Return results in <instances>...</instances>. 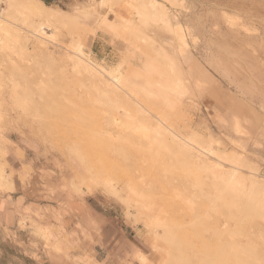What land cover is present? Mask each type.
I'll return each mask as SVG.
<instances>
[{
	"label": "rangeland",
	"instance_id": "1",
	"mask_svg": "<svg viewBox=\"0 0 264 264\" xmlns=\"http://www.w3.org/2000/svg\"><path fill=\"white\" fill-rule=\"evenodd\" d=\"M22 1H0L10 21L0 29V190L14 192L37 178L62 201L95 199L150 246V254L122 264H264V125L252 124L254 115L263 122L264 103L256 90L244 99L217 62L227 39L236 46L255 39L257 49L264 0H60L44 20L53 41L45 46L29 33L39 20ZM78 47L108 82L120 78L124 90L117 97L101 79L75 70L71 56ZM147 88L163 97L153 98ZM220 89L224 100L238 94L243 110L218 103L213 95L223 96ZM160 124L211 145L212 162L221 159L227 170L241 161L244 192L251 174L260 184L255 204L247 193L230 196L210 163L190 162L168 135L157 155L164 138L153 128ZM145 146L157 147L155 154ZM22 213L31 215V208ZM43 218L22 217L20 228L54 253H78L73 245L63 250L66 238L44 228ZM85 258L74 262L97 264Z\"/></svg>",
	"mask_w": 264,
	"mask_h": 264
},
{
	"label": "crops",
	"instance_id": "2",
	"mask_svg": "<svg viewBox=\"0 0 264 264\" xmlns=\"http://www.w3.org/2000/svg\"><path fill=\"white\" fill-rule=\"evenodd\" d=\"M25 208H31L32 219L35 213L45 218L41 222L44 228L66 238L63 250L73 245L78 253L68 252L67 258L48 250L41 241L32 242L31 232L19 224L22 217L31 216L22 213ZM149 248L135 229H122L118 219L111 218L91 197L62 201L58 195H48L37 178L14 192L0 190V264H78L74 261H84L86 256L97 264H122L138 253L150 254Z\"/></svg>",
	"mask_w": 264,
	"mask_h": 264
},
{
	"label": "bare ground",
	"instance_id": "3",
	"mask_svg": "<svg viewBox=\"0 0 264 264\" xmlns=\"http://www.w3.org/2000/svg\"><path fill=\"white\" fill-rule=\"evenodd\" d=\"M1 1V0H0ZM105 2V1H104ZM23 6L25 7L26 10H28V13H30L31 15H33L34 17H36L39 22L38 23H32L29 25L28 30L29 33L31 34V36L33 38H35L37 40V43L40 46H45V44L47 42L52 43L53 41L51 40L52 35L49 33V27L48 25L44 22V20H48L51 16L50 11V7L47 6L44 2H42L41 0H23L22 1ZM103 3V2H102ZM101 3V4H102ZM13 5V4H12ZM14 5L19 8V6H21V4L19 2H14ZM103 6V5H102ZM100 15V13H99ZM232 17V16H231ZM100 18V17H99ZM103 19V18H102ZM104 21L105 24V20ZM102 21H101V25H102ZM248 21V20H247ZM44 22V23H43ZM217 22V21H216ZM243 22V21H242ZM10 23V21L8 19H6L4 17V15L0 12V29L2 30H6L5 28V24ZM219 24V23H217ZM227 28V27H226ZM259 30V29H258ZM243 31V30H242ZM241 32V31H240ZM260 34V33H259ZM224 35V33H223ZM229 36V35H228ZM233 36V35H232ZM238 36V35H237ZM234 37L237 39L236 34L234 35ZM241 37V36H240ZM239 37V39H240ZM246 37L240 39L242 41H246L241 43V41H238L239 39H237L238 42H240V45L236 44H232L233 42L230 41H224L223 39V43L222 45L224 46L223 50L224 53L221 54V56L219 55V60L217 61L219 66H220V70H222L224 74V76L230 75L232 74V76L228 79V81L230 82V84H234L236 89L240 92V94L243 96H247L249 94L248 91L252 90L255 91L256 93L259 94V96H261V103H264V35L263 37H259L258 39L256 38L258 47L257 49L254 48L253 44V40L255 39H249L250 41L252 40V42H249L248 40H244ZM248 38V37H247ZM246 38V39H247ZM184 36H182V38H180V42H182V44L186 45V42L183 40ZM230 40V39H229ZM233 40V39H232ZM231 40V41H232ZM218 41V45H219V40ZM216 41V42H217ZM234 43H238L236 40H233ZM236 41V42H235ZM239 44V43H238ZM183 45V46H184ZM255 45V44H254ZM221 47V46H219ZM249 47V48H248ZM220 50V48H219ZM223 50H220L221 52H223ZM212 52V51H211ZM216 53V52H214ZM218 53V51H217ZM226 54V55H225ZM250 60V61H249ZM71 61L74 62V68L75 70H80L83 69L84 71H86L90 76H92L94 79L99 78L101 79L104 83H105V88L106 90L110 93V94H114L116 95V97L119 95L120 91H123L124 89L121 87V82H120V78H118V76H113L110 79V82H108L105 78H103L104 76V71L100 68V66H98L96 63H92L90 62L88 59H85L82 56V52L80 50V48L78 47V49L76 50V52H72V56H71ZM198 66V65H197ZM195 65V68L197 67ZM200 67V66H198ZM197 67V70H199ZM203 68H201L199 71L201 72L200 75H203L202 72L204 73V71L202 70ZM78 72V71H77ZM198 72V71H197ZM207 74V72H206ZM88 75V76H89ZM216 81V80H215ZM200 80H196L195 81V85L196 86H200ZM229 85V83H228ZM233 85V86H234ZM213 88V87H212ZM222 88V87H220ZM215 89V88H214ZM213 89V90H214ZM235 89V90H236ZM153 90V89H152ZM216 90V89H215ZM219 90V88H218ZM146 91H149V95L151 94V96L153 98H157L159 99L160 97H163L162 94L157 93V91H150L148 88ZM214 92V91H213ZM218 92V91H217ZM220 92L223 94V96H221V94L219 93H214V97L216 98V101L220 104H224L226 101H228L229 104H231L230 106L232 107V110L234 108H237L239 110H243V108H241V106L243 104L242 100H239V96L237 97L236 94H231L229 91L228 93L231 94V96H228V99L226 98L225 100L222 99L225 98L223 91L220 89ZM122 93V92H121ZM146 93V92H144ZM121 95V94H120ZM122 96L124 97V95L122 94ZM150 96V98H151ZM241 96V97H242ZM121 97V98H123ZM248 97V96H247ZM120 98V99H121ZM119 99V100H120ZM126 99V97H125ZM128 99V98H127ZM126 99V101H127ZM237 99V100H236ZM241 99V98H240ZM245 99V98H244ZM248 99V98H247ZM115 100V99H114ZM118 100V99H117ZM149 100V99H148ZM156 100V99H155ZM121 101V100H120ZM151 101V100H150ZM157 101V100H156ZM159 101V100H158ZM247 101V100H246ZM110 102V101H109ZM108 102V103H109ZM122 102V101H121ZM124 102V99H123ZM235 102V103H234ZM113 103V102H112ZM119 104L120 106V102L117 103V105ZM124 104V103H123ZM126 104V103H125ZM227 105V104H225ZM232 105H235V107H233ZM249 105V104H248ZM264 105V104H263ZM107 106V105H106ZM115 106V105H114ZM113 106V107H114ZM129 106V105H128ZM118 107V106H117ZM122 108V105L120 106ZM229 107V106H228ZM230 107V108H231ZM108 108V107H107ZM119 108V107H118ZM119 108V110L121 109ZM229 108V109H230ZM245 108L249 111V109L251 110V108L246 107ZM244 108V109H245ZM117 109V108H116ZM138 109V108H137ZM136 109V110H137ZM231 110V109H230ZM253 110V109H252ZM109 111H110V107H109ZM115 111V108L114 110ZM118 111V110H117ZM246 111V110H245ZM140 113H142V111H139ZM238 112L237 110L233 113ZM241 112V111H240ZM238 112V113H240ZM247 112V111H246ZM127 113V112H126ZM132 113V112H131ZM130 114V113H129ZM127 114V115H129ZM242 114V112H241ZM244 116L247 115V113H243ZM138 115V114H137ZM240 115V114H239ZM131 116V115H130ZM133 116V115H132ZM143 116V115H142ZM241 115V119H242ZM243 116V117H244ZM136 117V116H135ZM133 116V118H135ZM248 117V115H247ZM245 117V118H247ZM244 118V119H245ZM121 119V118H120ZM136 119V118H135ZM133 121V120H132ZM131 121V122H132ZM237 121V118H236ZM261 121V117L254 115L253 117V123L254 125H256L258 128H261L262 125L264 124H260ZM238 122V121H237ZM244 122V121H243ZM264 122V120H263ZM261 121V123H263ZM236 123V122H235ZM133 124V123H132ZM147 124V123H146ZM238 124V123H237ZM161 125V124H160ZM235 125V124H234ZM127 126V125H126ZM145 125H143L144 127ZM153 126V124H152ZM157 126V125H156ZM240 126V125H239ZM141 126V128H143ZM161 126H158L156 128H153L152 130L154 131L155 134L153 135H158L159 138H164L162 139L163 142H161L160 145V149L157 147L155 149H151L148 148L147 146H145V148L147 147L146 152H151L152 150V154H155V151L153 153V150L157 149V155H160V153L162 154V152H160L161 150H165L166 148H164V146L167 144V141H171V143L173 144V146L175 147L176 150H178V152H180L181 154L185 155L187 157V159L190 162H195L196 164H206V163H210V168L214 169L215 171L219 172V176L222 177V180L224 182V188L223 190L225 192H227L230 196L232 197H238V198H243V196L246 197L245 193H247V198H248V202L252 203L254 202L255 204V195H256V190L259 189L258 186L260 187L259 182L256 180V176L251 174V182H250V190H248L249 192H244L243 190V178L241 175V161H236L233 162L232 166L230 169H226L224 167V165L220 162L221 159H217L218 161L216 163L212 162L211 158H215L217 155V151H215L211 145H202L201 143H198L196 141V139L194 137H186L184 135H179L176 134L174 132L170 133V130H163V128H161ZM167 127V126H166ZM263 127V126H262ZM146 128V127H144ZM143 128V129H144ZM149 128V127H148ZM147 128V129H148ZM134 129V128H133ZM151 129V128H150ZM237 129V128H236ZM149 130V129H148ZM239 130V129H238ZM261 130V129H260ZM263 130V129H262ZM261 130V131H262ZM129 131V130H128ZM172 131V130H171ZM168 133V134H167ZM147 134V133H146ZM151 138H152V134ZM165 135L169 138V140L166 141ZM170 135V136H169ZM162 136V137H161ZM141 137V136H140ZM154 137V136H153ZM150 137H147V139H149ZM126 139V138H125ZM145 140V139H143ZM156 139L154 138L153 141H155ZM128 141V140H127ZM135 141V140H134ZM152 141V140H151ZM152 141V142H153ZM165 141V142H164ZM136 142V141H135ZM134 142V143H135ZM158 140L155 141V143H157ZM154 143V142H153ZM165 145H164V144ZM127 144V143H126ZM119 145V144H117ZM131 145V144H130ZM151 145V142H150ZM156 145V144H155ZM168 145V144H167ZM121 146V145H120ZM124 146V145H123ZM135 146V145H134ZM141 146V145H140ZM119 147V146H117ZM125 147V146H124ZM123 147V148H124ZM136 150L139 148V146L137 147V145L135 146ZM166 147V146H165ZM122 148V149H123ZM141 148V147H140ZM118 149V148H117ZM126 147L124 148L125 151ZM128 149H131V146H129ZM151 149V150H150ZM168 149V148H167ZM121 149L117 150V154H121L122 151H119ZM141 150V149H140ZM163 150V151H164ZM115 152V149L113 150ZM123 151V153H124ZM131 152V151H130ZM149 152V154H150ZM125 154V153H124ZM122 156V155H121ZM240 159V158H239ZM243 159V158H242ZM241 160V159H240ZM110 186V185H109ZM262 187V186H261ZM264 190V189H263ZM109 191L114 193V188L110 186ZM252 201V202H251ZM257 202V201H256ZM250 207L252 206L251 204ZM250 207H246L243 210L245 212H252L251 210H253V207H251V209H249ZM255 207V206H254ZM262 209H264L263 207H261ZM256 209V208H254ZM242 210V211H243ZM260 210H257V212H259ZM261 212V211H260ZM259 212V213H260Z\"/></svg>",
	"mask_w": 264,
	"mask_h": 264
},
{
	"label": "trees",
	"instance_id": "4",
	"mask_svg": "<svg viewBox=\"0 0 264 264\" xmlns=\"http://www.w3.org/2000/svg\"><path fill=\"white\" fill-rule=\"evenodd\" d=\"M42 2H45L46 5L51 6L53 4V2H55L56 0H41Z\"/></svg>",
	"mask_w": 264,
	"mask_h": 264
}]
</instances>
